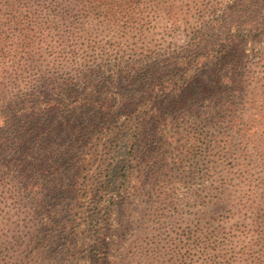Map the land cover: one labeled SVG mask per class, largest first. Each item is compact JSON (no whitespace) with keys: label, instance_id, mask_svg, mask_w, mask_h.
I'll list each match as a JSON object with an SVG mask.
<instances>
[{"label":"rangeland","instance_id":"rangeland-1","mask_svg":"<svg viewBox=\"0 0 264 264\" xmlns=\"http://www.w3.org/2000/svg\"><path fill=\"white\" fill-rule=\"evenodd\" d=\"M100 1L0 0V131L16 125L9 116L17 112L8 109L31 106V96L47 104L40 110L67 106L53 116L63 122L91 114L110 120L84 137L80 128L70 133L58 128L54 142L40 127L30 167L38 159L52 166L63 157L59 150L73 149L72 158L78 154L82 160L77 197L27 194L14 164L0 157V264H101L90 259L95 238L90 201L100 195L104 169L115 177L125 165L135 172L127 163L130 144L118 135L130 110L112 116L104 115L108 110L68 112L79 105L71 104L73 89L115 110L159 84L132 81L152 65L158 76L169 78L155 91L164 95L151 116L159 157L139 193L103 203V264H264V34L239 43L247 62L240 79L225 85L211 69L197 68L207 58L212 66L217 56L222 61L228 43L195 50L187 45L191 33L184 21L200 29L223 14L227 0H106L108 12ZM219 98L232 103L229 117L252 127L239 133L221 124ZM184 100L190 101L179 105ZM19 147L13 142V152ZM62 174L57 189L64 190L70 176Z\"/></svg>","mask_w":264,"mask_h":264},{"label":"trees","instance_id":"trees-1","mask_svg":"<svg viewBox=\"0 0 264 264\" xmlns=\"http://www.w3.org/2000/svg\"><path fill=\"white\" fill-rule=\"evenodd\" d=\"M105 1L100 2L103 3L106 12H108V5L110 4H106ZM222 12L223 14L218 19L217 14L213 15L210 23L200 29L190 26L188 19L184 21V24L187 25V32L191 33L189 34L190 37L188 38L187 45L195 50L207 49L214 51V48H220L219 46L222 45V42L228 43L221 54L222 61L218 62L220 58L217 56V64L212 66V63L207 58L202 62L201 67L197 68V70L201 68L211 69L210 73L212 72L218 82L228 85L233 84L236 79H240L239 70L247 62V55L239 49V43L247 39H256L264 34V0H227L223 5ZM188 27H191L190 32L188 31ZM236 41L237 45L235 44ZM263 51L264 49L261 52ZM191 58L189 57L188 59L189 66H193V61H190ZM177 65L179 64H173V68L178 70ZM153 66L148 67L143 75L136 76L132 81L142 86L147 85V87L156 81H159V84H155L152 89L146 87L149 93H143L140 96L133 94L131 98L121 102L119 106L117 105L115 110H110L112 106L107 101H101L94 95L79 96L77 91L73 89L75 96L71 104L78 103L79 105H73L68 112L74 113L76 110H80V108L83 109L81 112L86 111V114L108 110L104 115L112 116L119 114L120 110H130L128 112V121L123 125V129L118 135L119 137L126 138L130 144L128 153L132 157L128 158L127 163L128 165H135L133 167L135 172H132L125 165L122 167L121 175L115 177L110 171L111 169H104L105 176H103V179L99 183L100 195L98 197H92L90 201V203L95 204L92 215L93 236L95 238L93 246L90 249V259L101 264L106 260V243L101 239V236H103L101 225L105 223V219L102 216L107 215V205L103 203L109 201L117 203L123 197H126L129 191L133 194L139 193L146 184V180L149 177V170H152L159 157L156 147L157 143L155 141L157 139L156 137L159 136L157 128L151 125V122L154 121V117L151 116L157 105L163 101L162 97L164 95L161 90L158 94H155V91L166 84L169 78L167 76H158L159 74L152 68ZM93 73L92 71L90 76ZM165 79L167 80L165 81ZM223 88L229 92L236 91L234 85L229 88L223 86ZM185 92L190 93L187 89H185ZM31 97H33L29 102H32L31 106H29L30 104L26 106L27 108L22 106L18 110L15 107L8 109L10 113L11 111L17 112L9 116L10 121L16 125L4 132L0 131V157L7 155L5 164H14L15 169L19 173L16 180L23 184L24 191L27 194L29 192L30 195L34 194L36 196H50V198H55L56 195L59 196L67 192V194L70 193L72 196L77 197L82 160L78 154L72 158L73 149L68 148L64 152L59 150L58 154L63 155V157L57 160L54 159L52 166H45L43 165L44 161L38 159L37 163L33 167H30V159H34L33 147L36 143V138L42 133L40 127L44 126V128H47L44 132V137L49 142H54L58 128L61 133L64 132L65 127L68 129V133L71 130L76 131L80 128L84 137L92 134L96 129H101V127L109 124L110 120L103 119L102 115L96 118L94 114H91V116L80 121L68 119V122H63L53 118V116L66 112L67 106H63L61 103H55L50 108L40 110V105L47 104L42 102L38 103V100L34 99V96ZM188 101L190 100L180 101L179 105H186ZM222 101L223 98H219V103L217 104V118L221 124L224 123L229 126L232 132L236 130L239 133L245 127L249 129L252 127L251 124L248 126V123L239 117H229L228 114H230V110H233V105L229 101ZM95 108L98 110L94 111ZM171 108L173 109L172 115L175 118L174 108L177 112L179 108L176 107V104ZM168 109L170 108H165V111H168ZM160 114H162V111ZM162 115L164 118L166 112ZM9 118L6 120H9ZM53 124H55V129L50 128ZM149 127H153L152 132H149ZM228 137L226 136L225 139H228ZM13 142L20 144L19 150L16 152H13ZM49 147L50 143L43 147L46 155L51 153ZM16 156L17 158L15 159ZM72 161H74V164ZM62 171H66V174L70 176L68 186L63 188L64 190L57 189L58 183L62 180ZM31 173H36L38 177L31 180ZM117 181L118 183L116 184Z\"/></svg>","mask_w":264,"mask_h":264}]
</instances>
